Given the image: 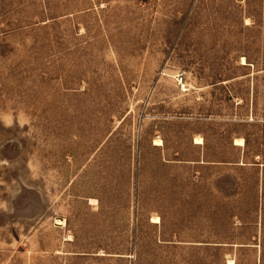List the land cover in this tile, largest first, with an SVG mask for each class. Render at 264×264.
<instances>
[{"label": "rangeland", "instance_id": "374dc122", "mask_svg": "<svg viewBox=\"0 0 264 264\" xmlns=\"http://www.w3.org/2000/svg\"><path fill=\"white\" fill-rule=\"evenodd\" d=\"M0 264H264V0H0Z\"/></svg>", "mask_w": 264, "mask_h": 264}, {"label": "bare ground", "instance_id": "6f19581e", "mask_svg": "<svg viewBox=\"0 0 264 264\" xmlns=\"http://www.w3.org/2000/svg\"><path fill=\"white\" fill-rule=\"evenodd\" d=\"M245 60V59H244ZM242 143H243V141H241V140H238L237 141V144L238 145H242ZM158 145H161V141H158V143H157ZM196 144H202V139L201 138H197L196 139ZM61 224H63V223H61Z\"/></svg>", "mask_w": 264, "mask_h": 264}, {"label": "built area", "instance_id": "2783aa9c", "mask_svg": "<svg viewBox=\"0 0 264 264\" xmlns=\"http://www.w3.org/2000/svg\"><path fill=\"white\" fill-rule=\"evenodd\" d=\"M182 82H183V80H181V84H182ZM182 86H184V85H182Z\"/></svg>", "mask_w": 264, "mask_h": 264}]
</instances>
